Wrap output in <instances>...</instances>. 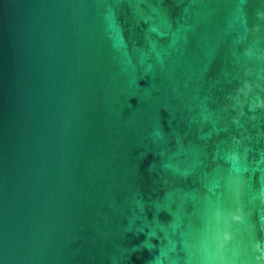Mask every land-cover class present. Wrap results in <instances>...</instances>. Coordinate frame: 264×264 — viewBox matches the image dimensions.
<instances>
[{"label": "water", "instance_id": "water-1", "mask_svg": "<svg viewBox=\"0 0 264 264\" xmlns=\"http://www.w3.org/2000/svg\"><path fill=\"white\" fill-rule=\"evenodd\" d=\"M258 11L0 0V264H258Z\"/></svg>", "mask_w": 264, "mask_h": 264}, {"label": "clouds", "instance_id": "clouds-1", "mask_svg": "<svg viewBox=\"0 0 264 264\" xmlns=\"http://www.w3.org/2000/svg\"><path fill=\"white\" fill-rule=\"evenodd\" d=\"M256 16H257L258 19H264V12H262V11H258V12L256 13ZM255 27L258 28V26H255ZM257 250H258V251L260 250V245H259V244L257 245ZM262 260H264V253H262L261 256H257V257H256V261L258 262V264H260V262H261Z\"/></svg>", "mask_w": 264, "mask_h": 264}]
</instances>
